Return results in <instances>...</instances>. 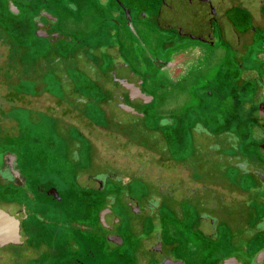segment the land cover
<instances>
[{
    "label": "flooded vegetation",
    "instance_id": "1",
    "mask_svg": "<svg viewBox=\"0 0 264 264\" xmlns=\"http://www.w3.org/2000/svg\"><path fill=\"white\" fill-rule=\"evenodd\" d=\"M113 1L114 5L107 8L109 17L102 19L119 25L122 18L128 35L136 41V48L143 50L136 55V67L121 59L120 41L114 28L107 29L109 32L103 35L107 40H96L95 46H89L90 42L86 41L71 42L72 38L56 29L59 17L47 7L38 8L30 17L36 33L51 45L59 39L71 42L60 52L57 50L60 58L66 61L74 58L76 65L83 60L82 68L101 84L103 95L99 100L105 104L104 121L101 125L95 124V128L100 129L110 152L100 156L113 167H102L96 162L86 165L94 174L83 177L82 188L103 192L95 224L84 222V204L77 205L68 199L64 186L54 182L45 184L44 179L33 183L32 176L22 174L17 163L5 156L0 162V182L16 191V196L7 201L14 206V211L8 212L24 210L26 216L20 223V234L26 239L20 245L0 247L24 246L31 236L23 223L28 218L46 223L40 214L50 212L49 215L56 218L54 215L62 207L71 216L70 227L94 236L101 234L100 237L111 244L124 245L120 229L129 233L135 242L136 264H264V174L260 166L251 169L254 153L250 147L242 150L239 147L244 142L242 139L241 142L230 139L214 147L209 145L212 166L225 163L229 168L217 182L211 181L208 173L183 167L180 171H157L146 163L149 159H163L165 163L169 153L164 144L152 147L149 141H163L159 129L167 116L145 110L154 100V95L146 88L148 84L156 80L174 83L201 69L202 63L207 58L214 59L219 50L247 55L256 48V55L260 53L264 59V0H136V9L123 0ZM76 100L81 105L87 103ZM259 112L263 119L264 105ZM108 113H112L115 121L123 118L141 124L138 132L152 135L153 139L149 136L148 142L136 139L135 124L132 128L119 125V131L111 129ZM258 129L264 131L263 127ZM261 143L264 145V138ZM257 155L262 160L261 153ZM11 167L18 170V177L12 176ZM136 172L151 174L150 185L136 186L138 181L131 177ZM211 173L220 174V171ZM205 177L209 178L204 180ZM186 182L194 193L192 198L197 196L198 192H193L197 186L202 196L214 197L227 203L226 207L220 203H204L203 208H199V203L194 208L201 211L189 213L180 204L172 207L170 200L164 201L174 183L188 190L189 186H184ZM108 184L111 188L105 190ZM40 196H45L49 202L42 201ZM162 215L165 218L162 219ZM118 261L112 260L111 264H121L122 261Z\"/></svg>",
    "mask_w": 264,
    "mask_h": 264
},
{
    "label": "rangeland",
    "instance_id": "2",
    "mask_svg": "<svg viewBox=\"0 0 264 264\" xmlns=\"http://www.w3.org/2000/svg\"><path fill=\"white\" fill-rule=\"evenodd\" d=\"M9 1L15 2L18 13L21 10L28 18L12 20ZM123 1L131 3L136 9V0ZM111 5H114L113 0H0V28L24 49L17 67L7 66V62L3 61L6 48L0 43V68H5L0 73V153H13L22 174L29 178L32 176L33 183L44 179L46 182L41 183L54 182L64 186L68 199L77 205L84 204V222L89 225L95 224L103 192L82 188L85 183L83 177L94 174V170L86 168V165L96 162L102 167H113L100 156L110 152L106 149L100 129L95 128V124L101 125L104 121L102 109L105 104L99 100L103 92L99 81L91 79L92 76L82 68L80 62L83 60L76 65V59L62 60L59 52L75 40L95 46L96 40L106 39L103 35L109 32L107 29L114 28L120 41L121 59L136 67V55L143 50L136 48V41L128 35L122 18H119V25L102 19L109 17L107 8ZM40 7H47L59 17L56 29L72 38L71 42L64 43L59 39L51 45L36 33L30 17ZM255 51L256 48H253L247 55H240L231 50H219L214 59L207 58L202 63L201 69L174 83L156 80L148 84L146 88L154 95V100L145 110L167 116L166 122L161 123L164 126L159 129L163 141L138 132L141 124L136 125L123 118L115 121L112 113H108L109 127L119 131V125L132 128L135 124L136 139L148 142L152 138L153 141H149L152 147L164 144L169 153L167 161L149 159L150 162L146 163L157 171H180L179 168L183 167L189 171L208 173L206 175L212 176L208 178L217 182L229 168L225 163L219 167L212 166L214 163L208 147L233 139L244 140L239 147L242 150L250 147L254 153L251 169L260 166L264 174V145L261 143L264 131L258 129L264 128V117L261 119L259 114V108L264 105V59ZM98 52L95 54L98 55ZM18 90V94H13ZM76 99L87 103L78 104ZM113 146L116 147V144ZM212 171H220V174H212ZM131 177L138 181L136 186L150 185L151 174L136 172ZM184 186H189L188 190L174 183L164 201L170 200L172 207L180 204L189 213L201 211L194 208L199 203V208H203L204 203H220L226 207L227 203L214 197L205 195L204 198L197 186L193 191L198 192L197 196L192 198L194 193L190 192V184L186 182ZM110 188L108 184L105 190ZM12 196H0V207L10 213L14 211V206L7 201ZM40 198L49 202L45 196ZM43 213L40 214L41 219L46 223L30 218L23 223L31 238L21 249L11 245L0 247V264H111L112 260H120L121 264H136L135 242L122 229L125 243L117 246L101 238V234L94 236L91 232L70 227L71 216L62 207L54 215L56 218H52L50 212ZM163 218L165 215H162Z\"/></svg>",
    "mask_w": 264,
    "mask_h": 264
},
{
    "label": "water",
    "instance_id": "3",
    "mask_svg": "<svg viewBox=\"0 0 264 264\" xmlns=\"http://www.w3.org/2000/svg\"><path fill=\"white\" fill-rule=\"evenodd\" d=\"M8 4L10 11L17 14V7L11 1H9ZM5 156H7L11 161L14 160L16 162L15 155L9 151L0 153V162ZM10 170L12 176H19L18 170L13 169L12 167ZM25 216L26 214L23 209L14 214H10L8 211L0 207V246L6 244L20 245L23 243L26 237L20 234V223Z\"/></svg>",
    "mask_w": 264,
    "mask_h": 264
},
{
    "label": "trees",
    "instance_id": "4",
    "mask_svg": "<svg viewBox=\"0 0 264 264\" xmlns=\"http://www.w3.org/2000/svg\"><path fill=\"white\" fill-rule=\"evenodd\" d=\"M15 4L16 3L14 2V5ZM18 4L20 6L25 5V4H21V3H18ZM31 5H33V2H32ZM29 11L32 12L31 10H29ZM9 13H10V16L13 18L12 20H16V18H18V20H19L21 17H23L24 19L28 18L27 16H25V14L21 13V10L19 11L18 14L11 13L10 11H9ZM13 23H15V25H17L16 21H13ZM19 23L20 22H18V24ZM0 43L6 48V51H5V54H4V60H3L4 63L7 62V64H6L7 66L13 65V66L17 67V63L19 62V57L21 56V54L24 51L22 45L18 44L13 38L8 37L6 32L2 28H0ZM4 69L5 68L1 67L0 68V73L4 72ZM19 92H20L19 90L18 91H14L13 94H18ZM14 194H16L15 190H13L8 185L2 184L0 182V196L14 195ZM1 198L2 197H0V199ZM16 248L21 249V246H17Z\"/></svg>",
    "mask_w": 264,
    "mask_h": 264
}]
</instances>
